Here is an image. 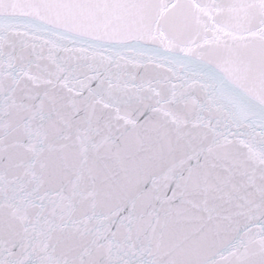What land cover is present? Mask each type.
Wrapping results in <instances>:
<instances>
[{"label":"snow or ice","instance_id":"1","mask_svg":"<svg viewBox=\"0 0 264 264\" xmlns=\"http://www.w3.org/2000/svg\"><path fill=\"white\" fill-rule=\"evenodd\" d=\"M0 264H264V0H0Z\"/></svg>","mask_w":264,"mask_h":264}]
</instances>
